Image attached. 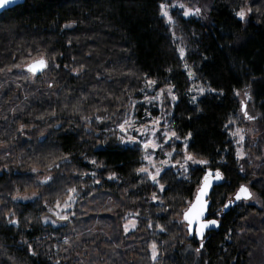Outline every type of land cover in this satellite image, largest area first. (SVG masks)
I'll return each instance as SVG.
<instances>
[{"label":"trees","instance_id":"1","mask_svg":"<svg viewBox=\"0 0 264 264\" xmlns=\"http://www.w3.org/2000/svg\"><path fill=\"white\" fill-rule=\"evenodd\" d=\"M162 2L167 0H25L0 14V264H153V242L160 252L156 264H185L183 253L200 247L175 218L203 173H192L185 181L172 168L160 181L166 186L161 192L136 174L141 151L118 139L117 124L128 116L130 96L139 102V114L143 92L138 89L146 74L159 82L155 91L167 82L176 86L170 125L181 140L191 132L189 151L211 160L212 168L221 167L230 181L215 189L210 213L245 182L262 201L261 210L237 203L220 216L210 214L220 227L206 234L195 261L249 264L251 241L240 230L264 234V219L254 229L243 223L251 212L264 211L263 173H251L247 163L241 172L229 133L243 125L235 93L244 88L264 128V0H211L207 20L171 10L176 21L171 27L183 38L192 80L175 51L179 41H173L159 14ZM240 8H251L245 20L235 16ZM69 23L73 27L65 28ZM41 54L52 67L30 79L26 63ZM192 83L215 91H205L193 102ZM83 116L92 120L86 123ZM96 117L108 119L98 123ZM181 140L174 142L175 160L183 156ZM64 156L68 163L61 161ZM221 159L223 166L216 163ZM53 163L60 167L49 171ZM33 167L38 173H32ZM85 172L96 176L80 175ZM113 173L117 179L109 180ZM42 174L55 178L50 188L36 186ZM72 186L79 193L70 209L76 216L59 227L43 224L41 218L49 214L44 199L52 206ZM27 192L40 194L39 203L12 198ZM153 192L163 204L152 200ZM9 213H15L19 226L7 222ZM130 217L137 227L125 234L123 225Z\"/></svg>","mask_w":264,"mask_h":264},{"label":"snow or ice","instance_id":"2","mask_svg":"<svg viewBox=\"0 0 264 264\" xmlns=\"http://www.w3.org/2000/svg\"><path fill=\"white\" fill-rule=\"evenodd\" d=\"M16 3V0H0V9L7 8L8 5ZM170 8H179L183 10V16H200L202 10L198 7H186L183 3H180L179 0H176L175 3L162 2L159 4V14L164 18L166 24L170 26L169 31L172 32V39L174 42L179 41V43L175 44V51L178 53L179 60L183 62V67L187 72L189 80H192L195 77V73L189 67L186 61L187 50L183 45V38L177 37L175 31L171 26L175 25L176 21L173 16L170 14ZM251 12V8H240L238 11H235V16L240 20H245L248 13ZM65 28L73 27V24H65ZM14 67H20V65H14ZM52 65H50L49 60L46 58L44 54L39 55L37 58H34L32 62L25 66V71L30 74L31 77H39L45 74L47 71L51 69ZM59 68V65L55 66ZM81 69H76L75 74L79 75ZM167 71L171 72L172 69L169 68ZM158 81L155 79L148 78L147 74L144 77V87L138 89L140 92H147L150 90H154L158 86ZM49 87H52L49 84ZM175 85L171 84V82H167V86L164 88H160L158 92H156L155 96L145 95L144 102L154 104L159 102L163 105L165 99H170L172 102L177 100V96L174 92ZM189 92H197L199 95H203L205 91H215L214 89H205L203 87L194 86L188 89ZM237 96L240 95L239 92L235 93ZM245 96L247 99H251L248 94V90L245 89ZM222 95V93H221ZM131 103L129 104V108L132 111L136 110L137 101H132L131 96L129 97ZM192 101H196V96L192 97ZM241 112L243 113L244 118L248 120H253L255 117L250 116L246 111L245 102L241 101ZM74 111L78 112V107L73 106ZM52 115H55L53 112ZM149 117V121L147 123H142L139 127L137 126V121L131 116H127L123 119L122 122L117 124V128L119 129L120 135H118V139L122 144L126 145H134L136 149L141 151V167L136 169V174L141 177L142 182H146L150 180L154 186H158L161 192L166 191V186L160 181L164 178V175H167L172 168H177L178 172L182 175L185 181L191 180V174L195 172H202L203 175L199 178L196 184L195 191L189 189L188 191L191 193L190 198L183 199V207L176 213L175 222L179 225H182L185 228L186 235L191 236L193 238L200 239V247H198L195 251L200 253V251L204 248V240L206 238V232L212 228H219L220 221L216 218H209V215L220 216L226 209H229L233 205H237V202L242 200H252L255 198L254 193H252L246 184H240L238 188H236L234 195L230 197L226 203H223V206L214 214L210 213V207L212 202V196L215 194V189L217 187H222L225 183L230 184V181L227 180L224 173L221 171V167L212 168V161L205 158H199L197 154L189 151L191 145L189 141L192 139V133L189 132L182 140L183 143V156L180 160H175V156L179 155L176 151V147L174 145V141L181 140V137L177 135L175 129L169 124L166 119L162 118H153L150 113H146ZM41 119L43 117H40ZM82 119L87 123L92 120L90 116H83ZM108 119V117H96V121L98 123H102L104 120ZM235 123L234 120L229 119V124ZM24 125H21L20 130H23ZM225 129L228 128L226 124ZM243 129L237 128L235 132H230L229 135L233 137H238L237 144L242 146L244 136L242 135ZM115 134V133H114ZM170 142L171 145H170ZM165 145L171 146V151H165ZM157 150L162 152L167 159L159 160L157 162L156 155ZM245 156L242 147L237 149L236 157L237 160L243 159ZM86 159V158H85ZM61 161L63 163H68L69 159L67 156L61 157ZM175 161V162H173ZM146 162V163H145ZM88 163L92 164L94 167H101L102 165L98 164L96 160H89ZM218 165L223 166L225 161L221 159L216 162ZM52 167L59 168V164L53 163L49 165V171ZM241 172L244 171L243 167H241ZM32 173H37L38 169L33 167L31 169ZM80 175H91L92 177L96 176L95 172L91 173H81ZM54 177L51 175L45 176L43 179H40L36 182L37 187L48 186L51 187V183L54 182ZM109 180L117 179L115 173L109 175ZM95 183H99V180H94ZM79 195L77 187L72 186L68 187L63 191V199L57 198L54 205L50 206L47 198L44 199L43 207L47 209V213L51 214V216H55L56 220H51L48 214H45L41 219L44 223H53L56 221L61 222H70L71 217H75L76 213L71 212L73 204L76 201L77 196ZM14 200L22 199V200H31L33 202L39 203L41 196L40 194L33 192L31 196H13ZM159 197L155 192L152 193V200L156 201ZM161 204L164 203L162 199H159ZM15 213H9L5 218L7 222L14 226H19V221L17 219H13L12 217ZM131 215V214H129ZM127 219V217H125ZM137 224L135 221L126 223L124 225V232L128 234L130 231L135 230ZM149 228H152L153 225L150 222L148 224ZM160 232H164L165 228L161 225L155 226ZM24 243H27L26 241ZM65 244L68 243V240L64 241ZM28 253L30 255L35 256L36 252L33 250L31 245H28ZM150 253L153 264H156L158 261L160 252L159 245L156 242H153L150 245ZM57 264L59 262L57 261Z\"/></svg>","mask_w":264,"mask_h":264},{"label":"rangeland","instance_id":"3","mask_svg":"<svg viewBox=\"0 0 264 264\" xmlns=\"http://www.w3.org/2000/svg\"><path fill=\"white\" fill-rule=\"evenodd\" d=\"M167 2L175 3L176 0H167ZM179 2L183 3L186 7H193V8L198 7V8H200L202 10L201 15L200 16L192 15V16L185 17V16H183V10L179 9V8H170L169 11L171 12V10H178L182 14V16L185 18L196 17V18H200L202 20H207V16H208V13H209V10L211 7V0H179ZM26 65H27V63H26ZM22 68H20V69H22ZM26 74H27V77H29L30 79L35 78V77H31L30 74H28V72H26ZM194 86H199V85L192 83L191 88ZM245 89L246 88L238 91L240 93V95L237 96L238 100H239V114H240V116L244 122H243L242 126L235 127L234 130L232 131V132H235L237 128L243 129L242 135L244 136V140H243L242 146L238 145L236 142L238 137H233V136H231V137H232L233 143L235 145L236 152H237L238 148L242 147V150L245 153L244 158L239 160L241 167H243V169H244L243 172H245V167H244L243 163H247L250 170H251V173L253 171L262 172L263 173L262 177L264 180V128L261 125V121H260L261 117H260V114L258 113V111L256 110L255 106H254L250 91L247 89L248 94L251 97V99H247V97L244 94ZM156 92H158V91L150 90L147 92H143V97H142V99L139 100L142 104H141V109L138 112L139 113L138 115H136L135 111H132L131 109L128 111V116L130 115L131 118H133L137 121L138 127L142 123H147L149 121V117L146 115V113H150L151 117H153V118H162V122H163V119H166L170 124V121H169L170 110L169 109L173 105L174 102H172L170 99H165L163 105H161L159 102H156L154 104L144 102V98H145L146 94L151 95V96H155ZM190 94H191L190 95L191 98L193 96H196V98L201 96L197 92H191ZM241 101L245 102L246 111L248 112V114L250 116L255 117V119L248 120V119L244 118L243 113L241 112V107H242ZM117 130L119 131L118 128H117ZM177 141H180V140H177ZM181 142H182V140H181ZM171 143L172 142H170V145H171ZM170 145H165V151H171ZM164 159H167V157H165L162 152L157 150V155H156L157 162L159 160H164ZM174 169L176 170V172H178L177 168H174ZM42 175H43V177L46 176V174H42ZM179 175L182 177V175L180 173H179ZM253 178L254 177H252L250 180H252ZM242 184L248 185L250 191L252 193H254L255 198L252 200H247V201L242 200L238 204H240L244 207L253 206L257 210H261L262 209V201H261V198L259 197V195L249 186V184H250L249 182H245ZM234 192L231 195H229L228 199L234 195ZM32 193L33 192H29V193L27 192V193L17 194L16 196H20V197L31 196ZM16 201L24 203V202H28L30 200L16 199ZM48 215L50 217V221L56 220L55 216H51V214H48ZM262 219H264V211L259 212V213L258 212H251L248 215V217L244 220L243 223L249 228L250 227L255 228L258 226V222ZM132 221H135V219L130 217V219L128 221H126V223L130 224V222H132ZM42 223L45 225H50L52 227H59V226L65 225L66 222H61V221L57 220L55 224H53L51 222L44 223L43 221H42ZM124 225H123V230H124ZM245 228L246 227L241 228L242 230H240V234H242V236L244 235L245 239L248 238L251 241V243L249 244L250 253L248 255L249 264H264V234L261 233L260 231H256V229H254V228L253 229L255 230V232L247 231V230H245ZM246 232L248 234H246ZM191 252H192L191 249H188L183 253V256L185 257V261H186L185 264H198L195 260H196L197 256L199 255V253H197L195 250L193 251V253H191Z\"/></svg>","mask_w":264,"mask_h":264},{"label":"water","instance_id":"4","mask_svg":"<svg viewBox=\"0 0 264 264\" xmlns=\"http://www.w3.org/2000/svg\"><path fill=\"white\" fill-rule=\"evenodd\" d=\"M24 2H25V0H16V3L11 4V5H8L7 8H5V9H0V14L3 13L4 11H7V10L11 9V8H14L16 6L22 5ZM217 229L218 228H212L209 231H207L206 234L209 233V232L215 231ZM195 239L200 242V239L199 238H195Z\"/></svg>","mask_w":264,"mask_h":264},{"label":"flooded vegetation","instance_id":"5","mask_svg":"<svg viewBox=\"0 0 264 264\" xmlns=\"http://www.w3.org/2000/svg\"><path fill=\"white\" fill-rule=\"evenodd\" d=\"M238 203H240V201Z\"/></svg>","mask_w":264,"mask_h":264}]
</instances>
